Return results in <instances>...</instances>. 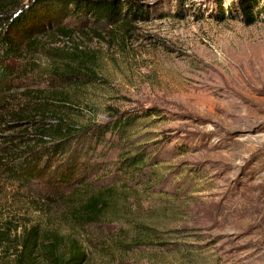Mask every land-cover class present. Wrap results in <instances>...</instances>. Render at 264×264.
Wrapping results in <instances>:
<instances>
[{
	"label": "rangeland",
	"instance_id": "1",
	"mask_svg": "<svg viewBox=\"0 0 264 264\" xmlns=\"http://www.w3.org/2000/svg\"><path fill=\"white\" fill-rule=\"evenodd\" d=\"M117 1L114 21L50 4L34 43L15 36L7 105L40 90L78 131L45 153L55 114L0 124V264H22L34 225L76 237L84 264H264V0ZM67 63L95 76L68 84ZM99 194L100 219H78Z\"/></svg>",
	"mask_w": 264,
	"mask_h": 264
},
{
	"label": "trees",
	"instance_id": "2",
	"mask_svg": "<svg viewBox=\"0 0 264 264\" xmlns=\"http://www.w3.org/2000/svg\"><path fill=\"white\" fill-rule=\"evenodd\" d=\"M57 2L64 6L72 5L74 11L80 13L88 11L95 15L101 13L109 21H114L120 15L122 5V2L117 0H0V124L6 126L4 128L6 131L7 127H16L15 125L21 127H26L29 123L33 125L37 121V116L41 115L46 118L55 114L53 116L55 122H45L41 128L39 126L41 138L48 137L56 141L50 146L46 143L42 144L45 153L49 149L64 150L68 145V141L77 133L78 129L64 122V119L60 116L63 109L52 107L57 103L49 99V96L45 100L39 99L36 95V99L33 97L35 92L43 93L40 90H34L30 94L23 92L28 97H21V104L7 105V102L13 95L11 81L18 71L15 64L23 58L22 52L24 51V48L22 49L20 44L16 42L15 36L21 33L23 40L27 42L29 40L28 43L30 44L34 43L35 39L30 40L28 38L30 30L38 29L37 23L44 18L42 9ZM59 30L64 34H68L67 28L60 27ZM66 67L60 75L64 77V81H67L68 84L79 85L95 76V72L87 66L81 67L67 63ZM57 98L60 100L59 96H56ZM119 127L118 124L116 128ZM112 128L111 126H105L103 132L110 131ZM30 150L34 151L35 148H30ZM128 160L127 166L139 165L138 163L144 161V157L133 156ZM104 205L106 203L101 194L86 197V201L79 209L78 219H82L85 223L98 221L103 213ZM2 235L3 232H0V240ZM63 242L64 248L62 250L60 245ZM16 256L22 264H31L39 257L45 258L50 264H84L87 253L85 247L76 237H71L66 242L64 236L56 231L52 232V236L48 238L47 242L43 241L40 229L37 225H34L23 232Z\"/></svg>",
	"mask_w": 264,
	"mask_h": 264
}]
</instances>
